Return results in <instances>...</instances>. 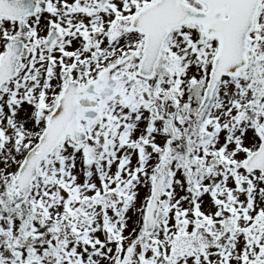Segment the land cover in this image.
<instances>
[{
	"label": "snow or ice",
	"instance_id": "snow-or-ice-1",
	"mask_svg": "<svg viewBox=\"0 0 264 264\" xmlns=\"http://www.w3.org/2000/svg\"><path fill=\"white\" fill-rule=\"evenodd\" d=\"M0 264H264V0H0Z\"/></svg>",
	"mask_w": 264,
	"mask_h": 264
}]
</instances>
